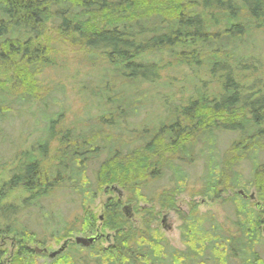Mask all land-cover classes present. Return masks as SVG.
<instances>
[{
  "label": "trees",
  "instance_id": "obj_1",
  "mask_svg": "<svg viewBox=\"0 0 264 264\" xmlns=\"http://www.w3.org/2000/svg\"><path fill=\"white\" fill-rule=\"evenodd\" d=\"M260 26L264 0H0V68H15L9 80L15 79L20 94L11 100L0 85L1 116H8L13 104L38 100L48 106L50 94L38 99L35 79L46 68L42 60L51 61L60 51L54 46L57 41L100 51L112 65L95 77L99 89L92 93L97 102L94 115L84 119L90 123L83 127L86 131L67 129L61 137L66 150L56 157L52 149L55 161L43 166L61 112L43 116L48 139L33 151H20L10 177L5 165L0 166V264H264V208L259 210L258 202L236 191L254 188L256 199L264 204V89L241 77L257 59L248 51H253L250 36ZM170 67L187 73L203 70L219 88L211 91L209 80L193 82L185 105L167 110L165 119L150 126L148 113L156 97L149 86ZM142 85L148 86L144 92L139 90ZM148 93L152 96L146 98ZM223 130L238 133V138L217 160L216 132ZM202 136L206 141L200 155L207 153L208 159L198 194L214 200L221 197L223 184L235 190L222 201L233 210L224 223L193 207L180 226L184 249H177L157 229L131 223L120 201L110 196L102 221L103 229L114 232L110 244L103 246L99 239L88 247L71 243L51 260L35 250L45 249L46 241L22 219L40 199L65 188L83 197V215L77 218V228L67 226L62 235L51 234L57 243L95 231L96 214L86 205L113 186L127 192L130 202L151 203L166 195L173 206L175 195L190 186L183 165L197 160L195 146ZM101 152L107 156L97 169L93 189L89 162ZM243 161L250 165L248 182L237 170ZM165 175L169 187L148 198L144 191L149 182ZM16 188L22 195L9 200ZM9 240L16 249L11 254L3 248Z\"/></svg>",
  "mask_w": 264,
  "mask_h": 264
},
{
  "label": "rangeland",
  "instance_id": "obj_2",
  "mask_svg": "<svg viewBox=\"0 0 264 264\" xmlns=\"http://www.w3.org/2000/svg\"><path fill=\"white\" fill-rule=\"evenodd\" d=\"M249 45L253 50L248 51L249 54L257 59H255L254 65H248L249 67L245 69L241 77L244 78V80H249V83L252 81L259 82V84L256 83V86H261V88L264 89V26H260L258 30L251 34ZM54 46L60 51L51 55L52 62L48 58L45 61L42 60V65H45L46 68L36 76V79L34 78L39 87L38 94L41 96H39L38 99H42L43 97L47 99L46 96L50 94L47 99L49 102L48 106L45 108L43 105L44 103L38 100L32 104L28 103L22 106L13 104V108L9 111L10 113L8 116L5 117L0 115V166L5 165V170L7 169L5 174L8 177L11 175L8 172L14 170L18 164V159L20 158L19 152L33 151V149L37 148L38 142H44L48 137V133L45 129L47 120L43 118L46 113L51 115L55 112H61L64 114L62 120L57 123L54 132L55 140L51 142L49 150L47 151V156L43 157V166L46 168L52 160H56L54 159L53 153H56L55 156L57 157L58 152H61L62 149L66 150V140L61 137L67 129L72 130V127L74 129L77 128L78 131H86V128L83 127L88 126L90 123L86 121L85 123L84 119L89 121L90 117L94 115V108L97 102L92 93L96 89H99L95 77L100 75L99 72L101 68L112 67L106 54L103 55L100 51L88 52L78 47L74 49L70 45L66 47L60 41L55 42ZM90 55H94V57L91 58ZM11 72L14 74V67L8 68L7 66V68H0V85L2 84L4 86L1 91L3 94L10 97L11 100H16L20 96L18 91L19 88L18 85H16L15 79H13V82L9 80V74ZM160 77L161 78L158 79L154 86H149L155 89L153 93L155 92L154 96L156 97L155 100L153 99L156 103L153 104L152 111H149V109L147 110V112L149 111L148 115L151 117L150 120H152L150 126H154L159 118L165 119L168 113L166 112L167 110L176 109V106L179 104L184 106L185 99L189 95L190 90L193 89L194 83H199L201 80H209L208 85L211 87V91H215L219 88V84L217 86L216 83H213L215 79L212 80L213 78L203 70L187 73L182 68L170 67L163 70ZM116 84L118 85L119 83L116 82ZM111 85H113V82ZM145 87L148 86L142 85L139 87V90L144 92L146 89ZM104 96H106V94ZM149 96H152V93L146 94V98ZM180 101L183 102L180 103ZM10 106H12V104ZM146 114L145 111L142 116L144 117ZM135 123L140 124L141 122ZM72 133L71 135L73 136ZM71 135L70 137L72 138ZM237 138L238 133L234 131L223 130L216 132L217 140L215 143L216 150L214 155L217 160L223 157L225 150H227ZM39 139L40 141H38ZM202 139L203 141H197L195 146V150L198 153L197 160L192 165H183L189 175L190 186L184 193L175 195L173 206L166 195V197L160 195L161 197L157 201L155 200L151 203H147L143 200L138 203L130 202L127 192L113 186V189L109 191L102 190L99 192L95 198L96 200L86 205L87 207L90 205L91 210L96 214L97 227L95 231L84 235L75 233L70 238L74 239L78 235L88 237L95 235L97 232H102L100 238H98L99 241H101V245L107 246L112 242L114 232L103 229L102 227L104 205L107 198L110 196L120 201V210L131 223H137L145 228L146 226H150L155 230L157 229L168 239L169 243L177 249H184L180 226L183 223V217L189 214L193 207H196L197 211L200 213L210 212L209 214L214 216L218 223H224L226 217L232 215L233 210L229 204H222V201L231 196L235 190L224 188L225 185L223 184L220 189L221 197L214 200H210L198 194V192L203 189L205 183L207 172L206 159H208L206 157L207 153L200 155L201 149H203V147L205 148L204 141H206L204 136H202ZM52 149L54 150L53 153H51ZM43 150L44 149H42V151ZM106 156L105 152H101L99 157L91 159L89 162L87 174L90 180V188L94 189L97 169L99 165L105 161ZM260 157L264 160V154L261 153ZM237 170L240 173L242 172L245 182H248L250 178L249 162L243 161L237 167ZM1 171L3 172V169H0V172ZM170 184L171 182L168 175H165L160 179L150 181L144 193L148 198L154 197L155 192L169 187ZM17 190L18 188L13 192V196L9 197V200L13 199L14 196L19 197L22 195V193ZM236 191L238 192V190ZM252 193L256 195L254 188H250L247 192L249 195ZM256 197L257 196H255V200H249L258 202L257 208L262 210L264 204L263 202L259 203ZM82 199L83 197L81 195H74L72 190L70 191V189L67 190L65 188L50 197L40 199L38 207L28 209L22 220L28 226L36 230L38 238L44 239L46 241L45 247L48 248V251H52L57 249L64 241L61 240L59 243L55 242L51 237L53 232L57 234L61 233L62 235L67 226L70 227L73 225L76 226V228L79 226L77 218H81L83 215ZM47 222L50 225L49 227L46 224ZM227 228L228 227L224 225V229ZM10 241L11 240L8 241V244L3 245V248L7 249L9 254L16 250L15 246ZM260 251L264 258V246L260 248ZM45 256L48 257V254L46 253ZM47 259L51 260L49 257Z\"/></svg>",
  "mask_w": 264,
  "mask_h": 264
},
{
  "label": "water",
  "instance_id": "obj_3",
  "mask_svg": "<svg viewBox=\"0 0 264 264\" xmlns=\"http://www.w3.org/2000/svg\"><path fill=\"white\" fill-rule=\"evenodd\" d=\"M238 193L246 199L255 200V194L254 193L249 195L244 190H238ZM263 231H264V226H263ZM100 236H101L100 232H97L95 235L88 236V237L78 235L74 239L69 238V239L64 240L63 243L57 249H54L52 251H48V249H46V248L40 249L38 247H35V250L38 253H45V254L48 253L49 259H54L58 255H60L62 252H64L70 243L75 242L78 245L88 247L93 242H95L98 238H100Z\"/></svg>",
  "mask_w": 264,
  "mask_h": 264
},
{
  "label": "flooded vegetation",
  "instance_id": "obj_4",
  "mask_svg": "<svg viewBox=\"0 0 264 264\" xmlns=\"http://www.w3.org/2000/svg\"><path fill=\"white\" fill-rule=\"evenodd\" d=\"M45 254V253H44ZM48 254V253H47Z\"/></svg>",
  "mask_w": 264,
  "mask_h": 264
}]
</instances>
